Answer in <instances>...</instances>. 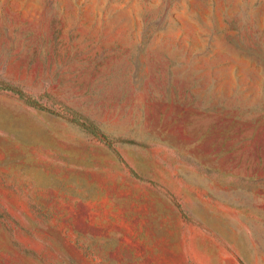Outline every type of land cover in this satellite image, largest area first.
<instances>
[{"label":"rangeland","instance_id":"374dc122","mask_svg":"<svg viewBox=\"0 0 264 264\" xmlns=\"http://www.w3.org/2000/svg\"><path fill=\"white\" fill-rule=\"evenodd\" d=\"M0 80V264H264V0H0Z\"/></svg>","mask_w":264,"mask_h":264},{"label":"trees","instance_id":"16d2710c","mask_svg":"<svg viewBox=\"0 0 264 264\" xmlns=\"http://www.w3.org/2000/svg\"><path fill=\"white\" fill-rule=\"evenodd\" d=\"M0 90L2 91H8L11 92L15 95H17L20 99H22L26 104L32 106V107H36L39 109H46L44 108L39 101L34 98L33 96L27 94L26 92L22 91L20 88H18L17 86H14L10 83L4 82L2 80H0ZM47 110V109H46ZM67 111L74 117V119L77 121V114L73 111H71L70 109H67ZM81 125L84 127L89 128L92 124L87 122V121H83L81 122ZM91 127H93L92 129L89 130L90 133H92L93 135H97V133L95 132V128L92 125ZM103 139H105L107 141V144L109 145V147L116 153V155L118 156L119 160H121V156L120 154H118V152L116 151V149L112 146V144L109 142L108 138L103 136Z\"/></svg>","mask_w":264,"mask_h":264}]
</instances>
